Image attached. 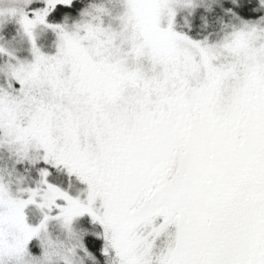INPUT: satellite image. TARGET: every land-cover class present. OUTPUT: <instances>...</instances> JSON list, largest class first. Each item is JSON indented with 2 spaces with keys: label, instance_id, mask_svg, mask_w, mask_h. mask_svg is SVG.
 <instances>
[{
  "label": "snow or ice",
  "instance_id": "snow-or-ice-1",
  "mask_svg": "<svg viewBox=\"0 0 264 264\" xmlns=\"http://www.w3.org/2000/svg\"><path fill=\"white\" fill-rule=\"evenodd\" d=\"M22 2L0 9V30L15 21L35 60L8 66L20 88H0V131L18 162L36 164L34 149L42 166L26 200L0 183V229L21 233L10 252L50 219L70 228L87 216L95 231L80 247L95 264H264V0L203 12L202 0H124L119 32L49 23L74 15L76 0ZM177 7L194 28L180 27ZM220 14L243 26L210 43L201 17ZM38 28L57 35L55 56L42 54ZM29 205L43 214L37 227Z\"/></svg>",
  "mask_w": 264,
  "mask_h": 264
},
{
  "label": "rangeland",
  "instance_id": "rangeland-1",
  "mask_svg": "<svg viewBox=\"0 0 264 264\" xmlns=\"http://www.w3.org/2000/svg\"><path fill=\"white\" fill-rule=\"evenodd\" d=\"M216 0H202L201 7L197 10L203 12L205 7H215ZM13 7H24L22 0H0V9H8ZM103 9V13L96 10ZM85 11L90 12L89 16H82L79 19L66 23L68 29L73 30L74 26L82 22H91L94 25H100L105 29H112L119 32L121 30L120 17L126 11L124 0H103L99 3L91 4ZM83 11V12H85ZM178 16L180 17V27L188 28L195 27V22L189 10L183 7H177ZM264 15V13H263ZM212 18H215L213 21ZM233 22L225 19V14L218 16H202L201 20L204 24L201 25L200 31L204 36H210V43H217L226 33L232 31L233 26L236 28L242 27V23L235 18L230 17ZM255 20V19H254ZM254 20H245L246 23H252ZM49 23L50 22L49 20ZM264 27V25H260ZM38 41L42 54L46 56H55L58 48V37L51 30L43 28L37 29ZM0 47H4L8 52L12 53L13 59L9 55L0 53V88L5 91L12 92L8 87L9 83L13 84L15 89H19L20 85L12 80L8 74V66L13 65L19 67V63L31 64L35 57L31 51V44L27 38L24 37L19 25L15 22L7 23L2 30H0ZM147 65V61H145ZM4 134L0 131V183L7 186L13 198L27 199V193L22 192V189L35 188L39 182L38 169L42 166V161L39 160L40 153L34 149L30 153L31 160H37L36 164L29 161H20L17 156L16 145H10L3 142ZM73 191H79L80 188L86 187L79 185L75 180L69 185ZM99 203V202H98ZM27 218L26 222L32 226L37 227L43 221V214L34 205H29L24 210ZM57 213L52 212L49 215L55 216ZM90 222V217H81L73 221L70 228L65 227L62 221L57 219H50L45 228L39 233L38 237L34 239L27 249L22 253L13 254L10 252V246L14 245L17 239L20 238L21 233L13 224L5 223L0 229L3 244L0 245V262L2 264H28L31 260L35 264L39 260L49 255V250L54 249L50 253V264H95L92 258L94 254L89 250L91 256L80 247L81 238L88 232H94L87 229L84 224ZM159 222V221H158ZM169 231L174 232L175 228H170ZM158 248L162 247L160 241H157Z\"/></svg>",
  "mask_w": 264,
  "mask_h": 264
},
{
  "label": "trees",
  "instance_id": "trees-1",
  "mask_svg": "<svg viewBox=\"0 0 264 264\" xmlns=\"http://www.w3.org/2000/svg\"><path fill=\"white\" fill-rule=\"evenodd\" d=\"M103 0H76V3H77V11L74 15H72L71 17H68V18H65V17H58L56 18L55 20L52 18V17H49V20L50 22L52 23H61V22H64V21H68V22H71V21H74L76 19H79L83 13V11H85L91 4H94V3H99ZM263 15V13H262ZM231 16L229 15H225V19L230 21V22H233V20L230 18ZM233 18V17H232ZM213 21L215 20V18H212ZM254 19H257V18H245V20H254ZM87 229H91L93 231H95L94 228H91V227H87ZM92 252V250H90ZM95 256V253L92 252Z\"/></svg>",
  "mask_w": 264,
  "mask_h": 264
},
{
  "label": "clouds",
  "instance_id": "clouds-1",
  "mask_svg": "<svg viewBox=\"0 0 264 264\" xmlns=\"http://www.w3.org/2000/svg\"><path fill=\"white\" fill-rule=\"evenodd\" d=\"M52 251H54V249L49 250V255H48L47 257H45V256L43 255V257H42L41 259L36 260V261H35V264H50V259H51V255H50V253H51ZM28 264H33V261L30 260V261L28 262Z\"/></svg>",
  "mask_w": 264,
  "mask_h": 264
}]
</instances>
